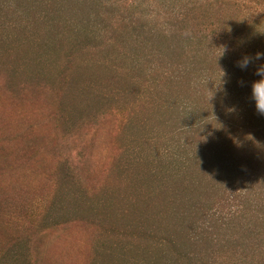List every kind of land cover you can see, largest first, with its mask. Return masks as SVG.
I'll use <instances>...</instances> for the list:
<instances>
[{"label": "rangeland", "instance_id": "374dc122", "mask_svg": "<svg viewBox=\"0 0 264 264\" xmlns=\"http://www.w3.org/2000/svg\"><path fill=\"white\" fill-rule=\"evenodd\" d=\"M257 51L264 0H0V264H155L221 177L264 242Z\"/></svg>", "mask_w": 264, "mask_h": 264}, {"label": "trees", "instance_id": "16d2710c", "mask_svg": "<svg viewBox=\"0 0 264 264\" xmlns=\"http://www.w3.org/2000/svg\"><path fill=\"white\" fill-rule=\"evenodd\" d=\"M213 33H216L214 29ZM227 39H230V41ZM226 42L236 43V41L230 37L226 38ZM258 63L264 62L258 61ZM255 64L258 65L257 63ZM75 170H77V167ZM79 172L82 174V170ZM73 177L75 176L73 175ZM229 180L230 182H226V180H222V177L218 180L219 185H223L226 189L229 191L232 190L233 192L232 200H229L231 204H229L230 208L228 213L223 211V204L221 202L219 203L221 207L217 205L219 201H216V204H214L216 209L210 207L205 208V205H203V207L198 209V212L194 211V208H190L187 215L184 214V210L186 209L177 210L174 213V217L181 220L190 228L185 231V234L183 233L178 237L179 242L175 236L167 238V246L169 249L162 250L158 254L155 260L157 263L155 264H264L263 234L259 230L250 231L251 235L253 233V238L260 239L259 243H253L255 247L250 245L251 235L245 238L243 237L242 244L244 247L238 243H234V245L230 247L229 244H231V242H229V237H231V235L227 237V243L223 244L221 243L219 232H217V235L212 233L214 226H216L218 222H221L223 225H229L228 223H233L230 220L236 217L247 220V214L249 212L247 206H249L253 200L251 199L253 194L251 190L254 187L249 188L247 186V188H245L246 190H244L235 186L233 179L229 178ZM213 181L214 180L211 179L210 184H212ZM240 189H242L240 191L241 194H239L238 197L235 196L234 193ZM241 199H243L242 202ZM259 199L260 197L256 200ZM263 207L264 206L260 205V203L257 204L256 208H258L257 211L259 214L263 212ZM222 211L223 215L220 218ZM226 219L229 221L225 222ZM164 240L166 241L165 238ZM188 245L192 246L187 248ZM238 245H240V247ZM195 246H198L200 249H193ZM205 248L206 250H203ZM111 251H113V249ZM114 251L117 252L116 250Z\"/></svg>", "mask_w": 264, "mask_h": 264}, {"label": "clouds", "instance_id": "9594fccd", "mask_svg": "<svg viewBox=\"0 0 264 264\" xmlns=\"http://www.w3.org/2000/svg\"><path fill=\"white\" fill-rule=\"evenodd\" d=\"M222 48L223 55L226 51V48ZM258 61H264V51H257L254 54H242L241 58L236 63L237 67L243 71L247 70L251 65ZM255 74L259 76L260 79L254 81L251 85V99L255 103V109L257 113L261 116H264V63H259L256 66Z\"/></svg>", "mask_w": 264, "mask_h": 264}]
</instances>
